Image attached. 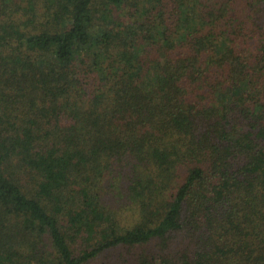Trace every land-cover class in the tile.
Wrapping results in <instances>:
<instances>
[{"label": "trees", "instance_id": "1", "mask_svg": "<svg viewBox=\"0 0 264 264\" xmlns=\"http://www.w3.org/2000/svg\"><path fill=\"white\" fill-rule=\"evenodd\" d=\"M0 264H264V0H0Z\"/></svg>", "mask_w": 264, "mask_h": 264}]
</instances>
